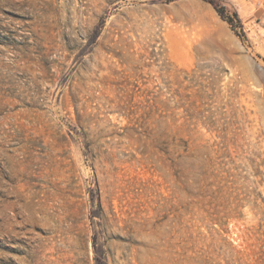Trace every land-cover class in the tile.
Returning <instances> with one entry per match:
<instances>
[{"label":"rangeland","instance_id":"1","mask_svg":"<svg viewBox=\"0 0 264 264\" xmlns=\"http://www.w3.org/2000/svg\"><path fill=\"white\" fill-rule=\"evenodd\" d=\"M0 264H264V0H0Z\"/></svg>","mask_w":264,"mask_h":264},{"label":"trees","instance_id":"2","mask_svg":"<svg viewBox=\"0 0 264 264\" xmlns=\"http://www.w3.org/2000/svg\"><path fill=\"white\" fill-rule=\"evenodd\" d=\"M236 15V14H235ZM237 16V15H236ZM230 20H232V19H230ZM232 23V22H231Z\"/></svg>","mask_w":264,"mask_h":264}]
</instances>
